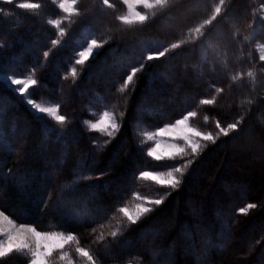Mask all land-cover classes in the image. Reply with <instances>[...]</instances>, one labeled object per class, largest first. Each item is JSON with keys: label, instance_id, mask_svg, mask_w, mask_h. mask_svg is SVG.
<instances>
[{"label": "trees", "instance_id": "1", "mask_svg": "<svg viewBox=\"0 0 264 264\" xmlns=\"http://www.w3.org/2000/svg\"><path fill=\"white\" fill-rule=\"evenodd\" d=\"M75 8L0 0V211L75 237L50 264L86 260L77 248L91 264H264V0H162L131 22L121 19L122 0H76ZM90 39L102 46L75 65ZM3 75L37 79L28 97L55 104L65 122L36 114ZM102 110L120 124L114 137L88 127ZM187 113L215 142H202L196 156L148 157L144 132ZM217 125L235 127L217 136ZM186 160L175 189L139 177ZM142 202L151 210L134 224L119 213ZM28 261L12 251L0 264Z\"/></svg>", "mask_w": 264, "mask_h": 264}, {"label": "snow or ice", "instance_id": "2", "mask_svg": "<svg viewBox=\"0 0 264 264\" xmlns=\"http://www.w3.org/2000/svg\"><path fill=\"white\" fill-rule=\"evenodd\" d=\"M105 4L109 3V0H104ZM76 0H59V8L65 14H72L77 11L75 8ZM18 7L21 9H33L40 7L39 4L23 2L18 4ZM121 19H125L121 17ZM51 25L59 27L61 21L57 19L50 20ZM60 35L65 34L64 28L59 29ZM53 45L60 43L58 40H52ZM102 46L101 42L97 39H90L87 42V46L82 50L78 51V58L75 59V65L85 66L86 62L91 59L93 56L94 50ZM45 57L49 55L47 51L43 53ZM137 68H132L130 74L124 79V87H127L132 81L134 75L137 73ZM69 75L75 80L78 76V71L76 67H72L69 70ZM8 79L11 82V85L16 86L14 91L20 96H24L28 93L29 89L38 83L37 79L32 76L26 77H16L9 76ZM34 110L38 113H46L48 116L53 117L55 121L63 124L66 117L64 115L57 114V106L44 107L38 103H35L32 99L26 101ZM194 113H187L181 119H176L174 123L167 124L163 127H160L155 132H145V137L150 141H155L153 146L147 148V156L153 158L156 161H162L165 159H176L184 158L189 155L196 156L205 146L202 142H215L216 137L213 136L210 132H202L195 127H192L189 124V119L194 117ZM87 123V122H86ZM88 127L95 129L99 132L105 133L108 137H114L120 129V124L117 123V120L114 118L111 112L105 111L100 119L96 120L93 123H88ZM235 126L229 125L228 127H220L217 136L223 134L227 135ZM162 137H168L169 139L164 140ZM182 141V143L180 142ZM192 163V160H186L185 164L182 166H177L173 169H170L166 172L164 171H141L139 172V177L145 180H152L159 186H168L172 189L177 188L181 184V177L183 176L188 165ZM162 199H156L150 201V203L159 205L162 202ZM254 204H249L247 208H241L239 211L241 213L247 212L249 208H254ZM150 207L146 206L145 203H138L134 206L133 209L128 207H120L119 213L126 218V221L129 223H136L144 214L150 211ZM120 223V221H117ZM117 231H112L109 235L115 237ZM56 234H46L41 235L36 232L34 227L19 225L17 226L14 223V220L9 218L3 211H0V259L6 257L10 254L13 249H18L21 247H29V241L32 240L37 244V249L33 251V261L32 264H50L49 256L51 254V249H44L42 247L43 243L49 238L54 237ZM103 237L101 236L100 239ZM74 236H69L66 240H74ZM77 252L81 257L85 258L87 264H91L92 256L86 250L82 248H77ZM66 255V254H64ZM63 258V256L61 257Z\"/></svg>", "mask_w": 264, "mask_h": 264}, {"label": "rangeland", "instance_id": "3", "mask_svg": "<svg viewBox=\"0 0 264 264\" xmlns=\"http://www.w3.org/2000/svg\"><path fill=\"white\" fill-rule=\"evenodd\" d=\"M56 1H57V3L59 4V0H56ZM161 1H162V0H122V2L126 5V8H127L126 13L122 16V17L125 18V19H123V20L126 21V22H131V21L141 20V19L144 18V14H143V10H144V9H146V8H148V7H151L152 5L157 4V3L161 2ZM263 15H264V13H263ZM86 46H87V44H86L84 47H86ZM84 47H83V48H84ZM83 48H82V49H83ZM82 49H81V50H82ZM258 49H259L260 56L264 58V44H259ZM9 76H13V75H3V76H1V79H2V80H3V81H4L9 87H11V88L14 90V88H15L16 86L11 85V82H10V80L8 79ZM16 77H21V76H16ZM23 77H26V76H23ZM23 97H24L25 102H26L28 99H31V98L28 97L27 93H26ZM32 100H33V99H32ZM33 101H34L35 103L40 104L41 106H44V107L56 106L55 104L48 103V102L46 103V102H40V101H36V100H33ZM27 105H28V104H27ZM28 106H29V108H30L31 110H33L36 114H46V113H38V112H37L36 110H34L30 105H28ZM105 111H108V110H102V111H100L99 114L96 116V118H94V119L91 120V121H88V123H93V122H95L96 120L100 119L101 115H102ZM108 112H110V111H108ZM57 114H58V112H57ZM58 115H59V114H58ZM185 115H186V114H185ZM181 118H183V116L180 117L179 119H181ZM174 122H175V121H174ZM174 122H172V123H174ZM169 124H171V123H169ZM189 124H190L192 127H194V126L191 124L190 119H189ZM165 125H167V124H165ZM165 125H163V126H165ZM163 126H161V127H163ZM159 128H160V127H159ZM159 128L154 129V130H152V131H147V132H155V131L158 130ZM144 133H145V132H144ZM143 137H144V139H145V141H146L147 143L149 142L148 147L153 146V144L155 143V141H150V140H148V139L145 137L144 134H143ZM161 139L167 140V139H169V138H168V137H162ZM180 142L182 143V141H180ZM142 203H145V204H146V202H142ZM135 205H136V204H135ZM135 205H134V206H135ZM134 206H132V207H131V206H128V208H129V209H133ZM9 218H10V217H9ZM14 223H15L17 226H19V225H24V226L32 227L31 225H28V224L16 223L15 221H14ZM34 229H35V228H34ZM35 230H36L37 233L41 234L42 236H43V235H46V234H56L54 237H49V238L43 243V245H42V247H43L44 249H49V248H50V249H51V253H52V251H54V250H59V249H61V248L66 244V242H69V241H70V240H66V238L69 237L68 235H64V234H62V233H60V232H43V231H39V230H37V229H35ZM0 239H3V237H0ZM35 249H37V244H36L34 241L30 240V241H29V247H27V248L21 247V248H18V249H13V251H20V252L26 254V256H27L28 259H29V261H28L27 264H32V261H33V251H34ZM64 254H66L65 251L61 252V253H60V256H61V257L63 256V258H66V255H64ZM79 255H80V254H79ZM49 257H50V256H49ZM80 257H81V255H80ZM85 261H86V260L75 261L74 264H84ZM49 262H50V260H49ZM67 263L73 264V263H71V261L69 260V258L67 259Z\"/></svg>", "mask_w": 264, "mask_h": 264}]
</instances>
